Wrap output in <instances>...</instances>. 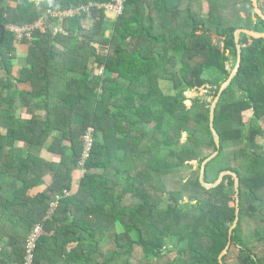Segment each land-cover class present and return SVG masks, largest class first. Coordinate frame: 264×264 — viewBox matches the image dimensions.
<instances>
[{"label": "trees", "instance_id": "16d2710c", "mask_svg": "<svg viewBox=\"0 0 264 264\" xmlns=\"http://www.w3.org/2000/svg\"><path fill=\"white\" fill-rule=\"evenodd\" d=\"M94 1L109 0H0V264L22 262L37 222L44 233L34 264H221L235 219L234 179L200 183V163L216 149L211 102L195 96L188 106L186 93L215 95L236 64L234 31L264 32V19L251 0H125L110 22L90 6V26L81 11L35 29L20 42L27 51L17 66L15 36L4 23L30 24L48 8ZM239 42L240 65L215 107L220 148L203 180L237 174L230 245L238 264H264V145L257 141L264 37L240 32ZM88 126L93 146L74 188ZM47 174L50 183L36 191Z\"/></svg>", "mask_w": 264, "mask_h": 264}, {"label": "built area", "instance_id": "2783aa9c", "mask_svg": "<svg viewBox=\"0 0 264 264\" xmlns=\"http://www.w3.org/2000/svg\"><path fill=\"white\" fill-rule=\"evenodd\" d=\"M125 0H109L105 3H99V2H90L88 5H79L74 8H67V9H61V8H48L45 11H43L39 18L35 20L34 22L30 24L25 25H16L12 23H4L3 29L11 31L15 36L16 45L19 44L23 39L30 40L32 37V32L35 29H44L46 25L51 21L53 18H58L59 20L70 17L73 15L79 14L81 11H89L90 6H94L97 9H104L106 12H111L113 16L120 15L123 12V5ZM54 27H52L53 31ZM57 31V30H56ZM95 47L99 44H94ZM98 49V48H97ZM97 72L96 74L101 75L103 73V67H98L95 69ZM94 129L92 126H88L83 135H82V142H83V148L81 155L78 159V169L80 177H82L86 171L85 168V162L88 159L90 155V151L93 146L94 141ZM62 193L64 195L70 194V190L63 189ZM59 195H56L55 199L51 201L50 208H49V214L52 212L54 207L57 205ZM44 233V229L41 223L37 222L34 223L28 236L26 239L25 244V254L23 257L22 262L18 264H34L33 262V251L35 248V243L37 242V239Z\"/></svg>", "mask_w": 264, "mask_h": 264}, {"label": "water", "instance_id": "95a60500", "mask_svg": "<svg viewBox=\"0 0 264 264\" xmlns=\"http://www.w3.org/2000/svg\"><path fill=\"white\" fill-rule=\"evenodd\" d=\"M251 1H252V5L254 7L255 13H257L260 17H262L264 19V14L262 13L261 9L259 8V6L257 4V1L256 0H251ZM240 32H245V33H247L248 35H250L251 37H254V38L264 37V32H256V31H253V30H250V29H247V28H237L234 31V38H235L236 49H237L236 64H235L234 68L231 70V72H230L229 76L227 77V79L221 84L220 88L218 89V91L214 95V97H213V99L211 101L210 107H209V127H210L211 133L213 135V139H214V142H215L216 149L210 155H208L206 158H204L202 160V162L200 163V172H199V181L206 188H212V187L217 186L222 181V178H223V176L225 174L232 175L233 179H234L235 219L233 221V224L229 228L227 245L220 252V254L218 256V259L221 262V264H226V263H224L222 261V257L227 253L228 248L230 247L231 235H232L233 229L237 225L238 218H239V178H238L237 174L235 172L231 171V170L221 171L219 173L217 179L214 182H212V183H205L204 180H203V176H204L206 164L218 154V151H219V148H220L219 134H218L217 130L214 127L215 107L217 105V102L219 100V97H220L222 91L225 90L229 86L232 78L236 75L238 67L240 65L241 46H242V44L239 42V33Z\"/></svg>", "mask_w": 264, "mask_h": 264}, {"label": "rangeland", "instance_id": "374dc122", "mask_svg": "<svg viewBox=\"0 0 264 264\" xmlns=\"http://www.w3.org/2000/svg\"><path fill=\"white\" fill-rule=\"evenodd\" d=\"M260 3L263 4V6H264V0H261ZM10 4H12V3L10 2ZM204 5H205V8H206L207 7L206 4H204ZM107 13L113 15L111 12H107ZM242 15H244V13H242ZM88 25L90 26V25H92V23L91 24H88ZM107 32L108 31H106V34H108ZM214 41H217V39L214 38ZM26 48H27V45L21 43V46L17 49V56L15 58V63L18 62V64H20L21 60H19V59H21L20 57H21V55L24 54ZM97 48H98V51H99V49H100V51H102L101 48H99V45L97 46ZM95 72H97V71L95 70ZM161 88H162V90L165 93H168V92H172L173 91L170 82H162L161 83ZM186 95L188 97V99L186 100V104L188 106L191 104L190 98H193L195 96H201L203 98V100H207L209 102H211L212 99H213V97H214L213 93H211L209 95H206V90L203 89V88H200L198 91H196V90L195 91H190V92L188 91L186 93ZM244 115H245V118L247 119L249 117L250 113L249 112H245ZM261 127H262L263 132H264V123L261 124ZM257 141H258V143L264 145V133H263V135H261V136H259L257 138ZM193 163L196 165V161H193ZM77 178H80L79 171H77ZM167 200H169V199H167ZM184 201H187V199L184 198L183 202ZM171 202H173V201L171 200ZM233 204H234V202H233ZM244 227H245V231H251L252 228L254 227V224H253V222H249L248 224L247 223L244 224ZM228 251L229 252L225 256L226 264H238V261L236 259V256H237V249H236V247L234 245H230V248H229Z\"/></svg>", "mask_w": 264, "mask_h": 264}, {"label": "crops", "instance_id": "0c3cea01", "mask_svg": "<svg viewBox=\"0 0 264 264\" xmlns=\"http://www.w3.org/2000/svg\"><path fill=\"white\" fill-rule=\"evenodd\" d=\"M11 3H12L11 5H14V2H11ZM40 9L42 10L43 8L40 7ZM41 10H40V11H41ZM89 13H90V12L88 11L89 18H87V19L85 20L87 24H91V23H92L91 21H93L91 15H90ZM106 20H109V22H110L111 20H113V15H111V14H109V13L106 12ZM59 28H60V26H58V24H57V25L54 27L53 32L55 33L56 30H58ZM106 31H108V30H106ZM108 32H109V31H108ZM108 32H107V33H108ZM20 46H21V43L17 44L16 48L18 49ZM26 51H27V48L25 49L24 54L21 55V57H20L21 59H19V60H21L20 64H18V62H17V66L20 67L21 64H24V58H25ZM18 145L21 146V145H23V144L20 142ZM41 155H42L44 158H46L47 160H49V161H54V162H57V161L59 160V158H60V156H59L58 154L51 153V152H48V151H45V150H42V151H41ZM74 179H75L74 188H76V187H77V183H78V181H79V178H77V170L75 171ZM50 181H51V176H50V174H47V175L45 176V178H44L43 185L40 186L39 188H37L36 191H41L42 189H44V188L46 187V185H48V184L50 183Z\"/></svg>", "mask_w": 264, "mask_h": 264}]
</instances>
